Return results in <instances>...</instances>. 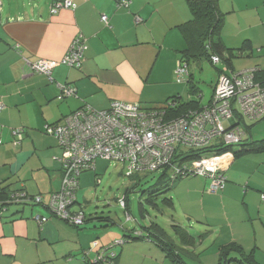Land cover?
I'll use <instances>...</instances> for the list:
<instances>
[{
    "label": "crops",
    "instance_id": "1",
    "mask_svg": "<svg viewBox=\"0 0 264 264\" xmlns=\"http://www.w3.org/2000/svg\"><path fill=\"white\" fill-rule=\"evenodd\" d=\"M53 4L0 0V186L11 195L20 191L41 197L34 204L8 203L0 212V264H105L99 259L108 248L117 264H178L175 255L187 264H217L221 248L230 243L241 245L255 264H264V150L219 155L226 179L217 191L211 188V176L174 181L168 191L189 177L176 190L178 199L166 196L172 204L164 202L173 209L178 200L185 206L182 218L172 216L173 234L159 224L170 251L148 238L147 227L156 221L140 230L122 226V235L111 232L116 224L112 217L102 212L88 216L74 207L80 204L78 193L70 211L84 213L82 225L54 211L52 197L62 188L63 148L47 125L63 122L86 104L102 110L123 101L152 109L181 97L203 105L196 72L210 61L191 57L188 76L177 73L187 50L194 51L184 33L192 18L188 0ZM218 7L223 13L220 40L231 59L215 66L218 79L221 72L248 68L264 73V0H219ZM77 38L85 44L81 65L61 63ZM40 59L56 62L51 74L34 70L32 63ZM65 87L74 91L63 95ZM234 106L233 116L222 123L240 128L247 143L264 140V118L255 121L237 109V102ZM114 240L128 245L118 251L111 245ZM207 240L211 245L206 247Z\"/></svg>",
    "mask_w": 264,
    "mask_h": 264
},
{
    "label": "built area",
    "instance_id": "2",
    "mask_svg": "<svg viewBox=\"0 0 264 264\" xmlns=\"http://www.w3.org/2000/svg\"><path fill=\"white\" fill-rule=\"evenodd\" d=\"M59 4L67 7L74 5L73 0H63ZM101 18L108 21L107 15ZM84 47L80 38L75 39L61 63L80 66ZM212 60L218 63L219 58L213 56ZM32 65L37 72L51 74L56 62L40 59ZM256 71V68H248L232 74L221 73L208 105L200 110L191 109L186 115L174 119H168L163 111L113 101L107 109L102 110L86 104L65 116L63 122L47 125V132L54 135L63 148L62 188L52 197L54 211L74 224L84 223V213H73L70 207L77 198L80 174L95 168L98 158L127 163L128 175L166 167L179 171L180 167L186 166V163L180 164L174 158L179 147H201L217 137L227 143L239 142L242 130L227 129L222 122L233 116L235 102L242 114L250 119H258L264 114V85L256 80ZM189 72L187 62L180 64L177 69L180 77L188 76ZM73 91L72 87H65L63 95ZM17 133L21 138L20 132ZM223 168V161L213 155L193 161L189 171L211 176V188L217 191L223 187L226 179ZM11 199L40 201L41 197L31 198L19 191L14 192ZM121 203L125 206L124 199ZM109 249L110 256L114 257L115 252Z\"/></svg>",
    "mask_w": 264,
    "mask_h": 264
},
{
    "label": "trees",
    "instance_id": "3",
    "mask_svg": "<svg viewBox=\"0 0 264 264\" xmlns=\"http://www.w3.org/2000/svg\"><path fill=\"white\" fill-rule=\"evenodd\" d=\"M63 0H54V4H59ZM219 0H188L189 6L192 11V18L187 21V26L184 28V33L187 41L192 44V48L194 51H190L185 53V57L183 61L190 62L191 57L202 58L206 57L214 66L218 67L217 63H214L212 58L213 56H217L219 58L218 63L220 62H231L229 55H227V47L220 40V31L223 23L222 12L218 7ZM53 4V5H54ZM126 4V3H125ZM227 52V53H226ZM219 63V64H220ZM255 77L256 80L264 85V73L256 68ZM239 72V71H237ZM224 73V72H221ZM220 73V74H221ZM227 74V73H226ZM193 93L194 88L191 90ZM194 95V94H193ZM212 100V99H211ZM204 107L201 103L195 99L190 98L184 100L181 97H174L171 100H167L165 105L161 107H155L152 109H156L159 111H163L166 114L168 119H174L177 117H181L186 115L191 109L200 110ZM238 109V108H237ZM236 109V110H237ZM239 110V109H238ZM264 118V114L255 119V121H259ZM226 127V126H225ZM227 128V127H226ZM231 129V127L227 128ZM243 132V131H242ZM244 134V132H243ZM247 138L244 139V135H242L241 140L236 143H227L221 137H217L214 141L209 142L206 145L201 147L196 146H187L182 149L179 147L174 154L175 160L178 162L186 163L185 167L179 171H172L173 174H169L168 169L164 168L160 177L155 181L154 184L150 185L148 188L144 190V194L147 193V199L150 203H155V193L168 191L174 181L180 177H185L189 175H197V173L190 172V164L200 158L205 156H219L227 152H233L235 156H239L247 151H260L264 150V140H251V142L247 143ZM239 147V150L235 149ZM163 169V168H161ZM166 169V170H165ZM159 170V169H157ZM156 171V170H152ZM146 170L144 172H152ZM139 172H135L128 176L133 177L137 175ZM225 175V173H223ZM208 176V175H206ZM79 189V188H78ZM77 189V192H78ZM11 194H8L6 187L0 186V212L5 209L8 203H17L13 201L10 197ZM125 197V198H124ZM123 197L125 201V209L127 210V195ZM31 198H33L31 196ZM77 198L74 202H77ZM164 202L172 204L171 199L169 197H164ZM35 200L21 201L19 203H32L34 204ZM140 210H144L143 206H140ZM149 237L152 238L153 241L158 243L165 251H170L169 245L165 243V240L162 238V229L161 226L157 222H153L151 226H148ZM138 239H143L141 233H135ZM132 238V235H129ZM236 253V255H234ZM117 256V255H116ZM118 257L110 256V249L107 252H104L99 261L104 262L105 264H117ZM116 260V261H115ZM175 261L178 264H187L185 263L179 255H175ZM256 262L252 258L251 254L246 253L241 245L236 243H230L229 245L223 246L219 253V259L217 264H255Z\"/></svg>",
    "mask_w": 264,
    "mask_h": 264
},
{
    "label": "rangeland",
    "instance_id": "4",
    "mask_svg": "<svg viewBox=\"0 0 264 264\" xmlns=\"http://www.w3.org/2000/svg\"><path fill=\"white\" fill-rule=\"evenodd\" d=\"M203 69H198L196 72V80H199L203 91L202 104L208 105L212 97L214 86L218 79V72L214 65L210 62H202ZM240 107H238L239 109ZM240 110V109H239ZM225 126L228 122L224 121ZM185 149V148H182ZM97 169H89L82 172L81 181L79 180L78 200L74 207H82L85 213L96 214V212L104 213L113 218L116 224L109 227V231L124 233V228H133L134 226L140 230L142 225H148L151 221H156L166 228V230L173 234L171 223L172 216L176 219L182 218L185 206L178 200L176 206L172 207L166 205L163 201L165 196L173 195L178 199L177 189L184 187L185 179L193 176L180 179L179 184L174 189L164 192L155 193L157 199L156 205L150 203L147 199V193H143L146 188L154 184L160 177L163 169L152 172L141 171L133 177L128 176L129 166L127 163L117 160L98 158ZM98 173V175H96ZM127 195V210L124 208L121 200ZM125 198V197H124ZM144 208V214L141 213L140 206ZM183 209V210H182ZM130 218H128V213ZM145 215V217H142ZM124 226V228L122 227ZM196 231L195 229H191ZM117 242V243H116ZM123 243V242H122ZM128 242L123 244L114 240L111 245L119 251L123 246L128 245ZM211 245V242L204 241V246Z\"/></svg>",
    "mask_w": 264,
    "mask_h": 264
},
{
    "label": "water",
    "instance_id": "5",
    "mask_svg": "<svg viewBox=\"0 0 264 264\" xmlns=\"http://www.w3.org/2000/svg\"><path fill=\"white\" fill-rule=\"evenodd\" d=\"M230 120H231V119H230ZM230 120H229V121H230Z\"/></svg>",
    "mask_w": 264,
    "mask_h": 264
}]
</instances>
